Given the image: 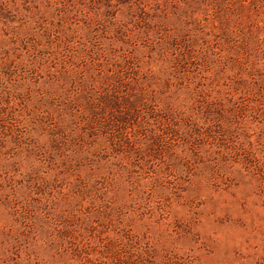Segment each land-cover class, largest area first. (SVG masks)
Returning <instances> with one entry per match:
<instances>
[{"label":"trees","instance_id":"trees-1","mask_svg":"<svg viewBox=\"0 0 264 264\" xmlns=\"http://www.w3.org/2000/svg\"><path fill=\"white\" fill-rule=\"evenodd\" d=\"M203 173L264 204V0H0V264H187L139 192Z\"/></svg>","mask_w":264,"mask_h":264},{"label":"rangeland","instance_id":"rangeland-1","mask_svg":"<svg viewBox=\"0 0 264 264\" xmlns=\"http://www.w3.org/2000/svg\"><path fill=\"white\" fill-rule=\"evenodd\" d=\"M206 176L193 177L183 191L142 188L148 212L135 221V231L144 232L159 253L187 256V264H253L264 256V204L254 181L234 174L213 187Z\"/></svg>","mask_w":264,"mask_h":264}]
</instances>
